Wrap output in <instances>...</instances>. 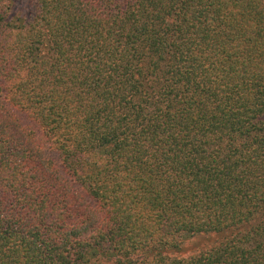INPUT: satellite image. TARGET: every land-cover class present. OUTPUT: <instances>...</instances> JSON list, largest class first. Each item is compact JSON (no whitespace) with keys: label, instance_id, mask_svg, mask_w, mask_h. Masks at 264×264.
I'll use <instances>...</instances> for the list:
<instances>
[{"label":"trees","instance_id":"obj_1","mask_svg":"<svg viewBox=\"0 0 264 264\" xmlns=\"http://www.w3.org/2000/svg\"><path fill=\"white\" fill-rule=\"evenodd\" d=\"M27 5L0 0V264H264V0Z\"/></svg>","mask_w":264,"mask_h":264},{"label":"rangeland","instance_id":"obj_2","mask_svg":"<svg viewBox=\"0 0 264 264\" xmlns=\"http://www.w3.org/2000/svg\"><path fill=\"white\" fill-rule=\"evenodd\" d=\"M16 6L20 8L23 7L27 13L29 12V8H26L28 6L27 0H16ZM216 241L217 236L215 234H197L185 239L181 244V249L179 251L172 252V254L179 257H188L198 253L202 249L212 246L216 243Z\"/></svg>","mask_w":264,"mask_h":264}]
</instances>
